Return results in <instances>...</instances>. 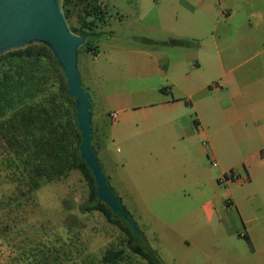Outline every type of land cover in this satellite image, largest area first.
I'll list each match as a JSON object with an SVG mask.
<instances>
[{
  "label": "rangeland",
  "instance_id": "1",
  "mask_svg": "<svg viewBox=\"0 0 264 264\" xmlns=\"http://www.w3.org/2000/svg\"><path fill=\"white\" fill-rule=\"evenodd\" d=\"M79 1L76 11L71 15V23L79 26L78 17L81 14V20L91 22L93 30L101 32V35L93 40L94 50L82 48L79 51L82 84L92 100L95 113L94 146L113 191L117 195L123 189L127 192V199L122 201L146 235L152 249L158 253L164 264L262 263L264 257L250 252L251 245L240 239H243V236L238 235L243 226L236 210H230L229 207L230 224L224 225L225 232H209L212 225L207 215L200 210L201 203L207 197H200L197 202L191 196L186 198L187 201L173 202L152 201L140 197L138 187H133L127 176L129 153L125 145L128 141H121L116 124L110 121L109 114L112 111L140 103L138 92L141 84H148L149 88L164 83L162 77H141L146 56L137 52L177 47L167 44L173 37L168 29H173L175 22L182 17V0ZM191 1L194 6L209 9L216 17L219 12L228 10V7L238 0ZM165 11L169 13V18H165ZM47 64L50 89H45L42 94L47 97L56 94L60 111L66 109L73 113L74 103L61 96L59 71ZM230 67L233 68L230 74L232 82L256 85L253 61L245 64L241 58H235ZM219 77L217 74L200 76V83L207 85V88L197 93L193 100H218L219 96L225 95L212 91L215 86L220 85L218 87L221 88L223 85L224 79ZM148 90L147 98H150L154 91ZM198 109L199 114L197 110L190 109L189 117L191 120L201 118L207 134L197 141V146H207L209 140L218 149L224 150L222 158L230 162L241 159L244 146L239 147L238 142L231 141L226 137L227 134L223 133L221 128L227 121L222 118L219 112L221 109L217 110L220 120L218 117L213 119L212 114L215 112L205 106H198ZM9 114L10 112L0 116V121ZM99 117L102 118L103 127ZM187 120L188 116H185L183 124L190 125L191 128L186 129H196L195 123L188 124ZM4 133L5 131L0 129V264H81L83 255H100V251L109 243L126 241L125 231L108 221L101 211L83 209L89 201L91 187L80 170L74 168L64 177L51 181L44 177H35L32 174L33 164L25 161L26 153L17 154V146H12L8 141L11 133ZM103 141L107 144L105 155H101L104 151ZM202 160L207 169L212 166V160L207 155H204ZM217 162L219 163L218 158ZM209 169L212 182L217 186L220 168L217 165ZM235 170L234 172L241 170L242 174L235 175V179L240 180L244 173L243 166H237ZM33 180L39 181L38 187H33ZM138 185L140 186V183ZM231 186L234 187L233 184ZM188 192L190 193V190ZM191 193L194 191L191 190ZM193 204L195 209H199L194 215H186ZM74 232H79L81 239L75 240L73 245L69 237ZM78 247L84 248L83 255L75 254ZM68 250L73 251L74 259L65 257ZM130 255V264H149L142 256L131 253Z\"/></svg>",
  "mask_w": 264,
  "mask_h": 264
},
{
  "label": "crops",
  "instance_id": "2",
  "mask_svg": "<svg viewBox=\"0 0 264 264\" xmlns=\"http://www.w3.org/2000/svg\"><path fill=\"white\" fill-rule=\"evenodd\" d=\"M180 3L182 17L168 31L173 34L171 38L196 39L197 45L137 52L146 56L141 77H162L164 83L149 88L148 82L141 84L140 103L112 111L116 113L114 117L112 112L109 114L121 141H128V180L146 200L187 201L191 196L197 202L200 197H207L200 210L212 225L209 232H225L224 225L230 224L229 207L236 210L243 226L238 235L244 238L240 239L251 245L250 252L264 257V0H238L216 17L209 9L194 6L191 0ZM165 18H169L167 11ZM235 58L245 64L253 61L256 85L232 82L230 63ZM203 74H217L224 79L221 88L217 85L212 91L225 95L218 100H199L201 103L193 100L207 88L200 83ZM148 89L154 91L150 98ZM201 105L215 112L213 119H221L217 115L221 109L219 112L227 121L221 128L223 133L238 142L239 147L244 146L241 159L230 162L222 158L224 150L209 140L207 146H197L207 132L201 118L191 120L189 115L190 109L199 114ZM93 115L95 124L94 112ZM185 116L188 124L195 123L196 129H186L191 127L183 124ZM99 121L103 127L101 117ZM93 128L96 136L95 125ZM103 150L101 155L107 152L105 142ZM204 155L212 160V166L220 168L217 186L208 171L212 166L207 169L202 160ZM240 165L244 171L240 180L225 178ZM234 174L242 172L237 170ZM118 196L126 206L123 199H127V192L120 190ZM197 209L191 205L186 215H194Z\"/></svg>",
  "mask_w": 264,
  "mask_h": 264
},
{
  "label": "trees",
  "instance_id": "3",
  "mask_svg": "<svg viewBox=\"0 0 264 264\" xmlns=\"http://www.w3.org/2000/svg\"><path fill=\"white\" fill-rule=\"evenodd\" d=\"M79 2L64 0L66 16L73 31L87 38L80 49L94 50L93 40L99 37L101 32L94 31L91 22L81 20V14L78 17L79 26H74L70 21ZM197 43L198 40L189 38H172L167 42L168 45L180 47H194ZM47 63L59 71L60 93L64 99L74 103L73 113L66 109L60 111L56 94L49 97L42 94L45 89H50ZM8 112L10 114L7 118L0 121V129L5 131L4 134L11 133L8 141L12 146H17V154L26 153L25 161L33 164L32 174L51 181L64 177L74 168L80 170L91 187L89 201L83 209L101 211L108 221L120 226L127 235L126 241L109 243L100 251V255H83L84 248L78 247L75 254L83 255L81 264H130V253L142 256L149 264H160L159 260L142 246L128 225L114 214L107 204L98 199L94 176L80 153L81 134L75 118V99L68 91L64 70L47 45L32 44L0 56V116H5ZM94 145L95 134L93 147L97 154ZM32 185L38 187L39 181L33 180ZM122 206L125 208L123 204ZM130 215L133 217L131 213ZM80 239L79 232H74L69 237L73 245L75 240ZM54 250L58 251L56 248ZM72 252H65V257L74 259Z\"/></svg>",
  "mask_w": 264,
  "mask_h": 264
},
{
  "label": "water",
  "instance_id": "4",
  "mask_svg": "<svg viewBox=\"0 0 264 264\" xmlns=\"http://www.w3.org/2000/svg\"><path fill=\"white\" fill-rule=\"evenodd\" d=\"M86 40V36L73 31L66 16L64 0H0V56L32 44L42 43L51 48L65 72L68 91L75 99V118L81 134L80 153L94 176L98 199L128 225L160 264H164L110 187L94 150L93 103L83 87L79 71V51Z\"/></svg>",
  "mask_w": 264,
  "mask_h": 264
},
{
  "label": "built area",
  "instance_id": "5",
  "mask_svg": "<svg viewBox=\"0 0 264 264\" xmlns=\"http://www.w3.org/2000/svg\"><path fill=\"white\" fill-rule=\"evenodd\" d=\"M115 115H116L115 112H112V113H111V117H114ZM229 176H230V177H235L234 172H233V171H229V172L225 175V178L227 179Z\"/></svg>",
  "mask_w": 264,
  "mask_h": 264
}]
</instances>
